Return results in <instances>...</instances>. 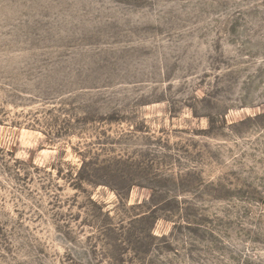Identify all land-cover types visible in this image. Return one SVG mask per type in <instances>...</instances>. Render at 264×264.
Returning a JSON list of instances; mask_svg holds the SVG:
<instances>
[{"label":"rangeland","instance_id":"obj_1","mask_svg":"<svg viewBox=\"0 0 264 264\" xmlns=\"http://www.w3.org/2000/svg\"><path fill=\"white\" fill-rule=\"evenodd\" d=\"M0 264H264V0H0Z\"/></svg>","mask_w":264,"mask_h":264}]
</instances>
